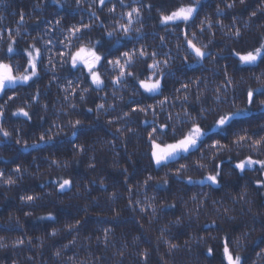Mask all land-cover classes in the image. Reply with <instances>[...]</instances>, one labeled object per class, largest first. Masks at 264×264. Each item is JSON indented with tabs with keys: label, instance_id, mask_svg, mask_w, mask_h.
I'll return each mask as SVG.
<instances>
[{
	"label": "trees",
	"instance_id": "16d2710c",
	"mask_svg": "<svg viewBox=\"0 0 264 264\" xmlns=\"http://www.w3.org/2000/svg\"><path fill=\"white\" fill-rule=\"evenodd\" d=\"M233 2L234 8L226 7ZM149 3L153 5L151 9L147 7ZM180 3L187 4L188 0H138V3L124 0L123 4L120 0H109L104 8L98 4L91 5L90 0H84L80 6L75 0H59L58 3L53 0H4L0 3V30L4 32L0 46L7 47L9 30L14 33L17 27L21 28L20 36H12L17 41V50L0 53V57H8L6 63L23 65L22 50L25 47L35 44L43 51L44 42L52 41L48 45L52 51L45 52L40 75L28 85H17L18 92L9 91L8 95H18L19 99L8 102V114L0 122L12 133L10 139L0 137V171L16 181L12 185L0 182V237L7 245L0 249V264H73L69 257L74 258L75 264H221V242L225 235L233 241L239 238V246L233 244L232 250L241 254L244 264H264V253L257 256L264 249V189H258L255 183L257 178L264 180V174L256 171L258 165L246 174L235 171L228 174L237 160L248 155L264 159V154L251 152L247 147L233 148L215 161L217 164L222 162L225 168L219 187H210L206 180L199 182L202 175L212 172L211 160L204 161L208 164L206 169L195 165L189 168L184 174L193 178L194 182L189 183L173 174L175 168L171 171L167 167L159 168L150 161L149 142L144 131L166 121L169 113L174 119L168 123L179 128L175 117L185 109L208 127L217 115L234 110L233 105L241 109L249 107L245 103L248 88L257 89V99H264L258 90L264 78L256 79L264 64L237 65V58L230 54L234 49L250 50L264 42V0H245L243 4L240 0H201L196 25L209 17L212 27L207 29L205 25L203 34L199 26L189 30L197 33L198 46L208 45V58L201 63L186 51V45L177 49V43L183 41L182 35H174L170 26L159 23L157 9L167 13ZM217 5L223 10L221 13L215 11ZM113 6L116 7L115 13H109L108 8ZM137 6H142L141 13L133 28L140 27L141 31H133L125 37L116 23L121 19L119 14ZM21 12L25 21L22 25L18 14ZM93 12L98 19L93 17ZM123 19L127 23V17ZM57 20L61 21L59 26L56 25ZM245 21L247 28L244 27ZM221 23L224 28H221ZM81 24H92L86 36L94 41L102 40L103 45L98 47L102 52L107 50L110 53L109 59L114 58L113 54L118 55L117 50L134 51L141 46L149 53L157 52V59L163 60L165 55L170 58L163 78V92L169 100L163 108L133 113L129 106L135 107V101L155 104L157 100L142 89H139L140 95L132 96L127 88L109 86L103 92H90L85 102H80L77 96L73 102L79 106L71 112L59 110L67 103L63 98L66 79L74 80L79 88L93 87L86 69H73L70 64L60 66V59H55L57 50L75 51L73 47L65 48L61 41L69 35L71 26L79 27ZM109 26L117 27L112 38L106 35ZM236 29L241 32L239 38L232 35ZM161 37H165L164 41ZM73 40L84 44L88 41L84 37ZM109 41L118 43L109 47ZM49 55L54 57L57 65L54 73L47 63ZM185 56L190 62L185 61ZM147 63H152V59H147ZM135 66L143 76V58L136 57ZM108 68L110 70V66ZM225 68L234 82L227 86L224 83ZM251 68L255 69V75L249 70ZM101 78L109 81L104 76ZM182 84H188L189 88L182 89ZM128 86L133 90L138 88L132 83ZM177 88H181L179 93L175 91ZM218 88L220 100L216 101ZM37 89L40 102L34 103L31 94ZM112 90L120 91L125 100L112 98L113 108L97 119L96 113L88 112L87 108L102 103L101 95L108 96ZM185 95L188 96L187 101L176 98ZM163 98L157 94V99ZM6 99L0 96V103ZM29 103L32 104L31 110L27 107ZM43 104L48 105L46 110L42 108ZM21 106L30 112V121L11 115ZM201 106L206 111L203 116H198ZM153 111L156 116H153ZM124 112H129V116H123ZM69 119L85 122L71 141L67 131H60L65 129ZM108 120L114 123L109 125L106 123ZM145 120L146 123H142ZM262 126L264 109L252 105L247 114L239 116L227 132L216 138H222L221 142L227 144L234 139L233 132L244 134L241 130H247L249 135L257 138L264 135ZM49 128L51 132L47 131ZM117 128L121 131L117 132ZM129 128L133 131L129 132ZM42 133L46 142L39 141ZM49 135L53 136L51 141H47ZM214 135L209 131V137ZM16 139L27 141L28 147L23 143L16 144ZM165 139L171 142V135ZM211 142L206 138L200 151L207 155V144ZM34 143L39 146L32 147ZM79 144H83V151L77 147ZM199 156L200 152H195L191 160ZM54 160L58 164H53ZM179 163L189 161L180 160ZM18 165L20 173L13 171ZM178 166L177 163L175 167ZM148 176H152L153 181L141 187ZM62 179L71 180L72 186L61 191L59 182ZM164 179L168 180L167 185L157 183ZM245 188L246 195L241 198ZM27 195L37 198L32 202L21 200ZM169 204L175 206L168 207ZM49 213L55 219H42ZM177 219L179 224L175 223ZM77 221L80 223L72 230L65 227ZM53 228L59 229L56 236L50 234ZM105 229L111 230L106 242ZM245 233L247 235H243ZM18 238L24 241L22 245H14ZM165 241L179 247L169 251ZM208 247L215 249L214 256L207 254ZM57 250L62 252L60 257L55 256ZM145 250L146 260L140 255Z\"/></svg>",
	"mask_w": 264,
	"mask_h": 264
},
{
	"label": "snow or ice",
	"instance_id": "6c2138e0",
	"mask_svg": "<svg viewBox=\"0 0 264 264\" xmlns=\"http://www.w3.org/2000/svg\"><path fill=\"white\" fill-rule=\"evenodd\" d=\"M54 3H58L59 0H53ZM84 0H75L76 5H82ZM245 0H240V3L243 4ZM0 3H4V0H0ZM109 0H90L91 5L98 4L101 8L107 7ZM124 0H120V4H123ZM133 3H138V0H133ZM201 6V0H188L187 4H176L173 7V10L170 12H163L160 9H157L159 13V23L170 26L171 31L174 35L178 37L180 35L183 36V41L177 43V49H181L186 45V51H190L193 54V59L197 63H201L208 58V53L206 51L208 45H200L198 46L196 39V32H189L192 27L199 26L200 33L203 34L206 31L205 25H207V29H211L212 22L211 18L205 17L204 20L199 21V25H196V20L198 19L199 9ZM39 7V5H36ZM141 7H131L129 11L121 13V17H127V23L118 24L120 31L126 35L133 32V24L139 22L138 18L141 13ZM149 9L153 7L151 3L147 5ZM227 8H234L235 2L226 4ZM116 7H109V13H115ZM215 11L217 13H221L223 10L217 5ZM20 16L19 24H23L24 15L23 13H18ZM93 17H96V13L93 12ZM255 15V12L252 13ZM98 19V17H96ZM61 23L60 20L56 21V25L59 26ZM79 24V22H78ZM181 24H183V28H181ZM225 25L221 23V28H224ZM92 28V24H81L79 27L76 25L71 26L69 30V35L66 37L65 41H61L65 48L73 47L74 40H80L82 37L86 38L89 43H91L92 38L86 36V33ZM140 32V30H136ZM20 36L21 28L17 27L15 32L12 33L11 30L8 32V43L7 47L3 48V52L5 53H13L17 50L16 45L17 41L12 39V36ZM106 35L111 37L112 33L106 31ZM233 36L239 38L241 36V32L239 29H236L233 33ZM4 39V32L0 30V41ZM161 41H164L165 37L160 38ZM45 49L42 51L41 48L37 47L35 44L30 47H25L22 51L24 56V64H12L6 63L5 60L8 59L7 56L0 57V96L6 97L7 99L0 103V122H2L6 115L8 114L9 107L8 102L19 99L18 95H8L9 91L18 92L19 89L16 87L17 85H28L30 82L34 81L40 75V67L43 63V58L45 52L51 53V49L48 48V45L52 44L51 40L45 41ZM115 43L118 41H109V47H113ZM95 47L89 46V44L81 43L78 47H75V51L70 52H61L59 50L55 53V59H60V66L70 64L73 69H80L83 71L87 70L88 76L91 79V91L95 90H103L109 86H117L120 87L121 84L128 85L132 83L134 85H138L137 90L142 89L144 93H147L152 96L154 100H157L155 104H142L140 101H135L136 106H129L131 112H140L147 113L149 109H156L157 107L163 108V106L169 100V97L164 95L163 92V78H164V69L169 66L170 58L165 55L163 60L157 59L158 53L153 51L149 53L146 48L141 46L140 49L134 51H118V55H114L113 59H109L110 53L107 50L101 51L100 47L103 45L102 40L95 41ZM137 54L140 58L144 60V75L141 76V70L137 69L135 66V59ZM231 55L235 56L237 65H248V66H258L260 64H264V42L259 43L257 46H254L250 50H232ZM121 57L123 59H121ZM151 58L152 63H147V59ZM185 61H189V57L185 56ZM190 62V61H189ZM48 65L51 66V71L54 73L57 65L54 63V57L52 55L48 56L47 60ZM163 65V68L161 67ZM105 66H110V70L113 73H118L109 81L103 80L101 77V69ZM255 75V69H249ZM225 76V86L233 84L232 78L229 76L227 69L224 70ZM56 78L55 76L53 77ZM264 78V69L261 70L260 75L256 76V79L259 81ZM52 81L50 80L49 83ZM67 87L63 88L65 93L64 99L67 101L69 96L72 99L81 97L80 91L77 90V85L74 80L66 79L65 81ZM181 88L187 90L189 88L188 84H182ZM181 88L175 89L176 93L181 91ZM259 95L260 97H264V83H261L259 86ZM218 95L215 97L216 101L220 100V89L217 90ZM257 89L248 88L245 92V103L249 106L246 108H238L233 105L234 110L224 111L221 114L217 115V117L213 120V123L205 127L202 123L198 122L195 117L192 116L191 112L187 109L183 110L182 114L177 113L175 119L180 124V127L177 128L175 125H171L168 122L172 121L174 117L169 113L166 121L160 122L158 125L154 124L150 126L149 129H144L147 132V139L149 142V150H150V161H154L155 165L159 168L167 167L170 171L175 168L173 172L174 175L180 176L183 179H187L189 183H193V178L191 176H185L184 174L188 172L189 168L192 165L200 169H206L208 164L204 161L211 160L212 161V172L206 176L201 177L200 183H203L205 180L210 182V187H219L223 181L225 168L222 164L215 163V161L224 153L231 152L233 148H243L247 147L251 152H256L258 154H264V135H260L257 138H253V136L247 133V130H241V132H233L234 139L230 141V143H222V138H216L220 136V133L227 132L229 128L237 122V118L241 115H245L248 113L250 106L258 105L260 109H264V99H257ZM157 94L159 96H163L162 100L157 99ZM202 95V93H201ZM40 92L39 89L36 90L35 93L31 94V100L34 103H39ZM177 99L187 101L188 96H177ZM200 99V95L197 96V100ZM86 101V100H85ZM71 107L74 109L77 107V104H71ZM103 105L98 103L95 104V107L87 108V111L92 113H96V118L99 119L100 112L103 110ZM43 109H47L48 105L43 104ZM100 110V111H97ZM205 109L201 106L200 111L198 112V116H203L205 113ZM153 116H156V112L153 111ZM12 116H19L25 118V122L30 121L32 116L28 110L24 106L17 107L14 111L11 112ZM123 116H129V112H124ZM181 116L183 118H181ZM55 123V122H53ZM67 123L75 130L84 126L81 119H69ZM106 123L109 125L113 124V120H108ZM142 123H146L142 121ZM264 127V126H262ZM219 129V132L216 130ZM62 130V128H61ZM51 132V128L47 130ZM117 132H120L121 129L117 128ZM129 132L133 131V129L129 128ZM212 131L215 133L214 136L209 137L208 133ZM75 134V132H73ZM171 135V142L167 141L165 138ZM59 135V132L56 133ZM0 137L4 139L12 138V133L8 131L3 123H0ZM206 138L211 140L212 142L207 144L208 154L206 155L204 152L200 151L206 142ZM53 136H47V141H51ZM40 142H46L45 134H41L39 136ZM16 144L23 143L24 147H28L27 141H23L21 139L15 140ZM38 143H34L32 147H38ZM80 151L84 150L83 144L77 145ZM195 152H200V156L196 160H191V157L195 154ZM180 160L189 161V163H179ZM53 164H58L57 161H52ZM179 164L178 167H175L176 164ZM258 165L259 168L256 169L261 174H264V159H256L253 158L252 155H248L244 158L237 160L234 165L228 170V174L231 175L233 171L239 172L241 174H246L249 170L253 169V166ZM65 166L67 163L65 162ZM93 167L94 165H89ZM16 173L21 172V167L18 165L15 169H13ZM153 181L152 176H148L143 185L148 186L149 183ZM0 182H3L7 185H12L16 183V181L11 176H5L3 171H0ZM161 186L167 185L168 180L164 179L161 181H157ZM258 189H264V180L257 178L255 180ZM72 186V181L69 179H62L59 182V189L61 191L65 190ZM247 189L245 188L241 193V198L246 195ZM37 197L33 195L22 196L21 200L26 202H32ZM195 199V197H193ZM138 203V201H137ZM151 206V205H149ZM168 207H174L175 205L169 204ZM141 211H144L142 208ZM155 212V209H153ZM55 219L52 213H49L47 217H42V219ZM80 222L77 221L76 224H67L65 227L70 231L76 227ZM175 223L179 224L180 220L177 219ZM111 230L105 229V242L108 240V233ZM52 236L57 235V231L53 228L50 233ZM243 235H247L246 233ZM99 239V238H98ZM31 241H29L30 243ZM168 243L169 251H172L179 247V245ZM24 241L22 239H17L14 242V245H22ZM72 243V241H70ZM264 243V241H262ZM236 244L239 246V238L235 241L231 240L227 235L224 236L221 242V264H244L243 257L238 251L232 250V245ZM6 245L3 243V238L0 237V247H5ZM64 247H67L65 245ZM206 252L209 256L215 255V249L212 247H208ZM264 253V249L261 250V253H257V256H261ZM62 254L61 250H57L55 252V256L60 257ZM122 255V253H121ZM140 255L147 259V250L140 253ZM70 261L74 262L73 257L68 258Z\"/></svg>",
	"mask_w": 264,
	"mask_h": 264
},
{
	"label": "clouds",
	"instance_id": "9594fccd",
	"mask_svg": "<svg viewBox=\"0 0 264 264\" xmlns=\"http://www.w3.org/2000/svg\"><path fill=\"white\" fill-rule=\"evenodd\" d=\"M119 15H120V17H121V13H120ZM116 23H117V24H124L125 22H124V19L121 17V19H120L119 21H117ZM244 27H245V28L248 27V23H247V21L244 22ZM136 30H140V31H141V28H140V27H136V28H134L133 31L137 32ZM106 31L112 33V36H111V37L107 36L108 38H112V37L114 36V34L117 33V27H116V26H109V28L106 29ZM123 35H124L125 37H127L129 34L126 35V34L123 33ZM80 43H81L80 41H76V42H74V44H73V48L78 47ZM86 43L89 44V46H91V47H95V46H96L94 40H92L91 43H89V41H86ZM0 53H3V47H2V46H0ZM138 57H139V56H138V54H137V58H138ZM161 67L163 68V65H161ZM46 70H48V69L46 68ZM114 74L117 75L118 73H114ZM101 76H104L106 79L111 80V79H112V76H113V72H111V71L109 70L108 66H105L103 69H101ZM120 87H121L122 89L127 88L128 91L130 92V94H131L132 96H138V95H140V93H139V91H138L137 89H136V90H133V89L129 88L128 85L121 84ZM90 89H91L90 87L79 88V87L77 86V90L80 91V93H81V97L79 98V101H80V102H85L87 95H88L90 92H92ZM101 92H103V90H101ZM100 98H101V100L103 101V102L100 103V104H102V105L104 106V107H103V110L100 112V115H103L104 113H107L110 109L113 108L112 98H115L116 101H124V100H125V96H124L120 91H117V90H112V91L109 93L108 96L101 95ZM71 104H75V103L73 102L72 97L69 96L66 105H65L64 107H61L59 110H60L61 112H66V113H67V112H71V110L73 109V108L71 107ZM78 106H79V105H77V107H78ZM27 107L29 108V110H31V108H32V104H31V103L27 104ZM117 119H122V117H118ZM74 120H75V119H74ZM82 122H83V124L85 123L83 120H82ZM60 131H61V132H65V131H67V133H68V139H69L70 141H71V140H74V139L77 137V135L79 134V129H75V130H74V129H73L68 123H66V125H65V129H62V130H60ZM73 132H75V134H73ZM56 231H57V233H58V232H59V229H56ZM6 247H7V245H6L5 247H0V249H4V248H6Z\"/></svg>",
	"mask_w": 264,
	"mask_h": 264
}]
</instances>
